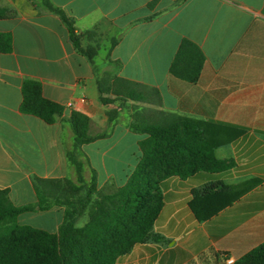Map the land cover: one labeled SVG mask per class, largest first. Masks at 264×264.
Masks as SVG:
<instances>
[{
	"label": "crops",
	"instance_id": "crops-1",
	"mask_svg": "<svg viewBox=\"0 0 264 264\" xmlns=\"http://www.w3.org/2000/svg\"><path fill=\"white\" fill-rule=\"evenodd\" d=\"M50 1L74 18L77 33L97 29L105 56L98 63L99 54L94 62L81 54L63 21L41 9L40 0H0V10L10 13L0 18V34L12 37V50L0 52V190H8L16 206L35 205L37 178H77L68 160L73 112L90 119V136L108 134L84 145L85 179L94 171L99 186L126 184L148 136L131 129L132 101L102 102L98 79L110 72L148 87V103L140 106L146 114L162 109L202 124L226 163L220 172L165 179V205L154 227L164 239L138 245L117 264H235L262 245L264 0ZM184 40L205 57L196 83L171 73ZM28 80L64 108L55 123L21 111ZM114 109L119 121L110 125L108 111ZM192 202L204 220L197 219ZM38 212H27V219L42 214L58 226L65 208Z\"/></svg>",
	"mask_w": 264,
	"mask_h": 264
},
{
	"label": "trees",
	"instance_id": "trees-1",
	"mask_svg": "<svg viewBox=\"0 0 264 264\" xmlns=\"http://www.w3.org/2000/svg\"><path fill=\"white\" fill-rule=\"evenodd\" d=\"M39 7L57 15L69 30L76 49L91 62L101 49L97 29L77 33L76 23L67 12L50 0H40ZM10 16L0 10V18ZM117 44L112 40L111 47ZM12 50V37L0 34V52ZM204 54L189 40H184L172 63L171 73L189 83L200 77ZM102 102L134 103L131 129L145 134L141 142V159L126 184L110 193L97 188L95 172L89 182L84 177L85 162L80 159L82 147L108 134L89 135L90 119L73 112L68 124L73 132V147L68 160L77 174L76 181L64 179H36L38 202L16 206L8 190H0V264H117L119 258L130 254L135 247L159 243L164 238L154 232L155 223L165 205L162 182L172 176L186 179L198 171L220 172L226 163L218 159L216 146L206 138L203 125L162 109L152 114L141 110L146 104L147 86L106 72L98 79ZM111 96V97H110ZM152 96L159 97L154 90ZM21 111L53 124L64 108L43 96L42 85L28 80L23 85ZM147 115V117H146ZM109 124L117 122L119 111H108ZM85 190V199L82 192ZM54 206L65 207L64 222L56 233L21 224L19 217L27 212L46 211ZM191 207L199 221L204 220L198 204ZM92 209L89 221L76 225L87 210ZM235 264H264V243Z\"/></svg>",
	"mask_w": 264,
	"mask_h": 264
},
{
	"label": "rangeland",
	"instance_id": "rangeland-1",
	"mask_svg": "<svg viewBox=\"0 0 264 264\" xmlns=\"http://www.w3.org/2000/svg\"><path fill=\"white\" fill-rule=\"evenodd\" d=\"M105 56V52L102 50L101 51V53L99 54V56H98V58H97V61H98V63H101L102 62V59H103V57ZM131 109V106L129 107V111H131L130 110ZM122 110H124V108L122 109ZM119 121V120H118ZM85 149H87V146H84L83 148H82V155L80 156V159H82L84 162H85V168L87 167L86 165H87V160H86V158H85V154H86V152H85ZM87 151V150H86ZM133 156H132V160H134L135 159V153H133L132 154ZM73 177V176H72ZM86 177H87V179H86V181L87 182H89L90 181V179H91V177H90V174L88 173V174H86ZM71 179H73V180H75L76 181V176H74L73 178H71ZM97 186H98V189L99 190H102V191H104V192H106V193H110V192H113L114 190H116L118 187L117 186H115V184L114 183H111V182H107L104 186H99V184H98V182H97ZM85 197V190L82 192V196H81V200L80 201H84V198ZM65 208V207H64ZM92 212V209H90V210H87L85 213H84V215H82L80 218H79V220L77 221V223H76V225L78 226V227H81V226H84L88 221H89V219H90V213ZM36 213H39L38 211L37 212H35V213H31V214H36ZM65 216V215H64ZM27 217H28V214H26V213H24V214H22L20 217H19V222L21 223V224H26V225H30V226H32V227H35V228H38V229H42V230H45V231H48V232H50V233H56L57 232V230L59 229V227L63 224V222H64V217L62 218V221L59 223V225L58 226H53V224H50V221H48L47 220V217H45V216H43L42 214L40 215H36L35 216V219H33V220H30V219H27ZM174 241H172L171 243H173Z\"/></svg>",
	"mask_w": 264,
	"mask_h": 264
},
{
	"label": "built area",
	"instance_id": "built-area-1",
	"mask_svg": "<svg viewBox=\"0 0 264 264\" xmlns=\"http://www.w3.org/2000/svg\"><path fill=\"white\" fill-rule=\"evenodd\" d=\"M233 263H234V260H230V261H229V264H233Z\"/></svg>",
	"mask_w": 264,
	"mask_h": 264
}]
</instances>
